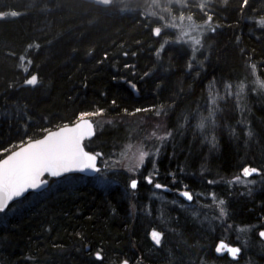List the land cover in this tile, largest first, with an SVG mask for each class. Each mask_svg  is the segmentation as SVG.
Wrapping results in <instances>:
<instances>
[{
    "label": "trees",
    "instance_id": "1",
    "mask_svg": "<svg viewBox=\"0 0 264 264\" xmlns=\"http://www.w3.org/2000/svg\"><path fill=\"white\" fill-rule=\"evenodd\" d=\"M187 3V13L202 22L211 15L215 28L203 37L206 53L194 57L176 44L157 55L158 41L150 31L157 16L129 6L118 10L113 3L97 7L81 0H0V11L9 13L0 19V159L81 113L139 115L144 119L137 127L140 133L145 120L155 121L152 117L161 112L172 136L157 160L159 177L171 173L202 192L197 177H224L244 164L258 165L259 155L264 157V96L250 97L246 89L254 70L264 81V24L259 20L264 0H248L243 9V0ZM32 75L38 76L37 84L24 86ZM129 81L136 84L138 96ZM227 83L235 96H226ZM209 99L216 101V115L200 129V117L209 116ZM138 108L150 111L136 112ZM122 130L121 125L97 139L103 145H94L96 135L84 146L106 150L104 144L120 138ZM221 185L217 193L227 195ZM117 199L115 189L107 193L80 175L51 181L46 191L13 203L11 213H0V264H96L83 253L85 243L101 245L105 259L130 258L136 247L142 251L149 243L132 230L117 242L123 231L111 221V211L126 210ZM228 208L240 219L253 214L244 205Z\"/></svg>",
    "mask_w": 264,
    "mask_h": 264
},
{
    "label": "rangeland",
    "instance_id": "2",
    "mask_svg": "<svg viewBox=\"0 0 264 264\" xmlns=\"http://www.w3.org/2000/svg\"><path fill=\"white\" fill-rule=\"evenodd\" d=\"M187 4V0H151V2L150 0H141L135 3L128 2V0L113 1L114 8L118 10H124V8L127 9V6H129L131 8L130 10L139 11L140 13H143L144 16H157V18L154 20L156 21L154 23L155 25L152 28L161 27L162 29L161 36L154 37L158 41L156 47L159 49L160 46L165 43V41H176L181 38L188 41L201 39L202 47H200L195 53L192 51V48L195 47L194 44H168H176L180 47V49H184L190 57H194L199 52L206 53L207 46L204 43L203 37L208 35L207 32L209 30L201 29L204 32L203 36H200L199 32H191V30L188 28V24L190 22L187 20V17L192 16V14L187 13ZM133 5L134 7H132ZM0 13L2 12L0 11ZM181 14H183L185 17L183 21L180 20ZM261 16L262 15H259L258 17ZM263 18L259 19L261 24H264ZM192 23H195L196 25H204L206 21L202 22L201 20L199 21L198 18L195 19L193 17ZM170 25H175V27H168ZM185 33L191 34L185 35ZM249 68L250 66H248L247 69ZM249 75L253 82L251 83L250 87L246 89L248 90V95L252 97L254 94L257 95L258 93H261V95L264 96V87L260 86L261 84H264V81L261 78L262 74L259 73V70H254L250 72ZM93 113L97 114L88 115L84 118H89L95 124L97 136L94 145H103L97 143V139H103L102 136L105 134L108 136L112 129H116L122 125L123 130L119 135L121 137L117 139L118 141L115 140L114 142L104 144L106 150L103 149L93 151L101 152V154H103L99 160L100 165L103 167L102 170L106 169L103 172V175L106 179L102 183L96 179V175L93 179L94 181H91V185L105 188L113 184V178L115 179V181L113 180L114 183L122 181L120 184L123 187V191L122 189L119 190L121 194L119 196L120 199L125 202V209L138 208L137 212H142V214L145 216L143 227H145L147 223L154 221L156 223L155 226L164 231L166 238L163 242V252L161 253V256L169 260L168 264H200L203 262L205 264H221L207 262L204 260L200 262L198 261L197 263H195L196 260L183 261V255H181V253L178 251L179 249H175L173 246L174 241L178 240V237L182 234L183 226H181V222L186 221L193 224L195 228L202 232L203 236H208L210 233L212 234V231L215 230H218L220 235L223 234L225 230L231 232L230 226L232 225L229 220V209L226 204L229 203L230 206H243V203L251 204L253 202V204L256 203L254 205L260 207L261 205L259 204L262 202L264 203V157L259 155L260 158H258L260 159V163H257L258 165L253 166L244 164L238 169L229 172L226 174L227 176L224 177L216 176L211 179L206 177H197L203 191L199 193L198 191L193 190L194 193L192 194L194 201L192 204H185L183 202L181 203L174 197L165 199L158 192L152 191V187L148 188V190H145L143 193L141 190H139L138 193L143 195L139 198L138 196H134V191L128 187V184L132 178H139L142 181L144 176H148L150 174L153 176V172L157 171V160L161 157V153L164 151L165 145L161 147L160 141L155 139V137L167 134L162 117L153 116L152 118L155 119L156 123H154L155 121L145 120L143 131L138 133L139 129L137 127H139L138 125L141 126L142 120H144L143 117H138L139 115H124L120 117L109 118L104 116L101 112ZM160 120H162V123L159 122ZM135 121H137V123H135ZM134 125L136 127H134ZM251 146L254 147V145ZM157 148L160 150L158 154H155ZM141 150L153 152L154 155L146 160V165L142 169V174L137 176L127 172V168L131 167L132 164L138 160ZM244 167L257 168L260 170V173L245 177L242 172ZM237 178H239V182H236ZM210 180L215 181V183L211 185L208 184L207 182ZM178 182L179 181H175L173 184ZM221 184L225 185L228 191L227 195L221 196V200L224 201V207L227 213L224 217L220 216L219 201L221 200L218 199L217 196V191L220 192L218 187H221ZM204 185L208 188H205ZM230 188H232V190ZM212 193H215V200H213L210 195ZM149 205H151V208H148ZM152 208H154L153 212H148ZM174 212H176V214ZM9 213H11L10 210H8L7 214ZM173 213L175 217H172ZM42 216L45 217L44 214ZM257 219L258 216L253 214L249 217L248 224H256L257 226L262 225L263 219H260V221ZM205 225H211V227H204ZM249 228L250 227L247 229L241 228L244 229V231H241L239 228H234V231L231 233L233 235L238 233L245 236L248 234ZM140 232L142 235H144V237L148 236V233L145 234V228H141ZM186 239L187 238H185V242H187ZM202 247L203 246H201L200 249H202ZM171 248H174V252L172 254L170 252ZM166 252L167 258L165 257ZM134 264L145 263H143L141 260H137Z\"/></svg>",
    "mask_w": 264,
    "mask_h": 264
},
{
    "label": "snow or ice",
    "instance_id": "3",
    "mask_svg": "<svg viewBox=\"0 0 264 264\" xmlns=\"http://www.w3.org/2000/svg\"><path fill=\"white\" fill-rule=\"evenodd\" d=\"M92 3H94L97 7H107L113 3V0H92ZM247 6L248 0H243L241 8L243 9ZM199 10L202 12L205 11L204 4L199 5ZM4 15L7 14L0 13V17H3ZM11 15L17 16L18 13L12 12ZM184 19L185 17L183 16V14H181L180 20L183 21ZM187 20L190 22L188 24V28L191 30V32H199L200 36H203L204 34L201 29L210 30L212 32L215 31V28L210 27V23L212 20L211 15L208 16L207 21L204 25H196L195 23H192V16H188ZM146 27H148V25H146ZM168 27H175V25H170ZM150 31L155 37L161 36L162 33L161 27L150 28ZM190 34L191 33H185V35ZM170 43L194 44L195 47L192 48L193 53H195L199 50L200 47H202L201 39L188 41L181 38L176 41H165V43L160 46V49L157 50V55H160V53L165 51L166 45ZM31 47L32 46L29 45V48ZM124 55L127 56L128 53L125 52ZM132 55L135 56L136 53H132ZM107 56L108 54L105 53V58H107ZM21 59H23V57H21ZM125 67L128 68L130 66L126 64ZM189 68L191 69V63L189 64ZM149 75L150 73H145V77ZM37 82V75H32L30 78L25 80V84L29 86H35ZM129 84L133 90H137V86L135 83H131L129 81ZM260 86L264 87V84H261ZM224 88L226 96L233 95L232 84L227 83L224 85ZM113 104H115V101H113ZM207 107L209 110V116L200 117V123L197 125V127L200 129H204L206 121L212 120L216 115L215 100L209 99ZM141 111L150 110L139 108L136 109V112ZM96 114L97 113H81L79 117L80 122H78L76 125L72 127L66 125L59 131L47 132V134L43 135V138L41 139H29L27 143L22 142V146L19 147V150L13 151L10 155H7L5 159L0 160V213L5 212L9 208L10 202L14 201L16 198L22 197L23 194H25L29 190H39L40 188L48 185L49 181L42 179L45 174L53 178H58L73 172L91 171L97 174V180L102 183L105 181L106 178L104 177L103 172L106 169L102 170L97 166L98 157H101L103 154H93L91 152L85 151L82 144V141L86 136H91L93 134L92 124L84 117ZM161 114V112L156 113L157 116ZM171 136L172 133L168 132L166 135L155 137V139H158L160 141L161 147H163L164 143ZM159 150L160 149L157 148L155 154H158ZM152 155H154L153 152L141 150L138 160L133 163L131 167L127 168V172L137 176L141 175L142 169L146 165V160L149 159ZM242 172L245 177H248L252 174H259L260 170L257 168L244 167L242 169ZM143 179L147 184H153L154 178L151 174L148 176H144ZM236 182H239V178H237ZM140 183L141 181L139 179L132 178L129 181L128 187L132 190H136ZM207 183L211 185L214 184L215 181L210 180ZM154 187L156 189H162L166 186L160 183H155ZM178 195L185 198L187 201L193 200L192 193L187 190L179 192ZM210 195L213 200L216 199L215 193H212ZM219 208L220 216H226L227 213L224 207V201H219ZM240 230L244 231V229ZM258 235L261 240L264 241V230H261ZM151 238L153 239L155 244L160 245L163 234L161 232L153 230L151 233ZM215 251L218 254L223 251H227L235 259L240 253L241 249L239 247H230L223 241H221L217 244ZM95 258L97 261L103 260L100 252H97L95 254ZM123 264H128V261L125 260Z\"/></svg>",
    "mask_w": 264,
    "mask_h": 264
},
{
    "label": "flooded vegetation",
    "instance_id": "4",
    "mask_svg": "<svg viewBox=\"0 0 264 264\" xmlns=\"http://www.w3.org/2000/svg\"><path fill=\"white\" fill-rule=\"evenodd\" d=\"M4 13V12H3ZM9 15V14H8ZM5 17V15L3 16ZM2 17V18H3ZM0 18V19H2ZM100 164V161H99ZM101 166V165H100ZM103 167L101 166V169ZM165 177H159L158 171L153 172V184L149 185L147 184L144 179L141 181V183L138 186L136 190H133L134 196H138L139 198L143 196L142 194H139L138 191L141 190L142 193L145 190H148V188L152 187V191L158 192L160 195L163 196L165 199L169 198H176L179 202H183L185 204H192L194 201V197L192 201H186L183 197L179 196L178 193L181 191H189L190 193H194L193 189H189L186 184V179H178L177 176L172 175L171 173H167L164 175ZM94 178L90 179L91 182ZM115 181V179L113 178ZM110 185L109 187H105V191L109 193V189L116 190L117 195V205L121 204L124 206L123 200L120 199V192L119 190L123 187L120 184L122 181L114 183ZM94 181V180H93ZM119 181V180H118ZM175 181H179L176 184H173ZM155 183H160L162 185H165V188L162 189H156L154 187ZM124 186V185H123ZM205 186V185H204ZM100 187V186H99ZM207 186H205L206 188ZM208 188V187H207ZM219 188V187H218ZM232 190V188H230ZM197 190V189H196ZM201 191H203L202 188H200ZM198 191V190H197ZM201 193L200 191H198ZM205 192V190H204ZM218 192V191H217ZM193 195V194H192ZM218 199L221 200L220 193H217ZM135 199V197H134ZM256 204V203H254ZM253 202L251 204L243 203L244 206H246V211H253V214H256L258 216V221L260 219H263V224L257 226L256 224H248L249 217L253 214H247L245 215L244 219L238 218V213H236L235 209L232 210L234 212L233 214L229 213V220L232 226H230L231 232L234 231V228L241 229V228H249L248 234L243 236L238 233L233 235L230 231H224L223 234H219L218 230L212 231V234L210 233L208 236H203L202 232L199 231L195 226L189 222H181L182 228V234L178 237V240L174 241V248L179 249L178 251L183 255V261L188 260H196L195 263L198 261H207L212 263H221V264H264V241L261 240L258 233L261 230H264V212L261 210L264 206V203L262 202L260 207H257L254 205ZM111 206H114L112 204ZM226 206H230V204H226ZM240 207V206H237ZM148 208H151V205H149ZM153 209H150L148 212H153ZM229 209V208H228ZM127 211L119 210L118 208L114 207L112 209V215L111 218L112 222L116 223L117 229H121L123 231V235L119 234L115 239H117V242H123V240L127 237L128 234L131 233V230L136 233V236L141 237V228H145V234L148 233V236H145L147 239L149 245L146 248H143L142 251L136 247V253L133 251L130 258L122 257L120 259H113L112 257L109 259L106 258L105 252L102 250L101 245L91 246L89 243H85L82 247V251L84 254H87L92 261H94L96 264H102V263H111V264H120L124 262L125 260L128 261V264H134L137 260H141L145 264H168L169 260L163 258L161 256V253L163 252V242L166 238V235L163 230L156 227V223L154 221H151L143 227V221L145 219V216L142 214V212H137L138 208H131L126 209ZM176 214V212H174ZM172 214V217L174 215ZM177 216V215H176ZM127 225V227H126ZM204 227H211V225H205ZM126 229V230H125ZM153 230H156L157 232H161L163 234V238L161 240L160 245H154L151 238V233ZM228 233V234H224ZM115 235V234H113ZM144 236V235H143ZM139 237V238H140ZM181 237V238H180ZM187 238V242H185V238ZM223 241L226 245L231 247H239L241 249L238 256L234 259L227 251H223L221 253H216L215 248L219 242ZM189 244V245H188ZM191 244V245H190ZM190 246V247H189ZM202 249H200V247ZM193 247V248H192ZM85 248H88L87 250ZM174 248L170 249L171 254L174 252ZM187 249V250H186ZM200 249V250H199ZM147 250V251H146ZM186 250V251H185ZM198 251V252H197ZM97 252H100L103 260L97 261L95 258V254ZM153 255V256H152ZM165 257L167 258V252L165 254ZM200 264H205L200 263Z\"/></svg>",
    "mask_w": 264,
    "mask_h": 264
},
{
    "label": "water",
    "instance_id": "5",
    "mask_svg": "<svg viewBox=\"0 0 264 264\" xmlns=\"http://www.w3.org/2000/svg\"><path fill=\"white\" fill-rule=\"evenodd\" d=\"M81 1L86 2V3L94 4V3H92V0H81ZM94 5H95V4H94ZM152 36H153V35H152ZM153 37H155V36H153ZM29 78H30V77H29ZM24 86H29V85H26L25 82H24ZM130 88H131V87H130ZM131 90L133 91V93H134L135 96H138V91H137V90H133L132 88H131ZM85 119L88 120V121L92 124V126H93V134H92L91 136H86L85 139L82 141V144H83L84 150H85V151H88V152H91V153H93V154L101 153V152H93V151L87 150V149L85 148V146H84V143H85V142H89V141H91V140L94 139L95 136H96V130H95L96 128H95V124H94V122H92L89 118H85ZM78 122H80L79 119H77L76 121H73L72 123L64 124V125H61V126H59V127H57V128L50 129V130L46 131L43 135H46L47 132H49V131H52V132L59 131L61 128H63V127L66 126V125L69 126V127H72V126L76 125ZM43 135H41L40 137L35 138V139H41V138H43ZM33 140H34V139H33ZM28 141H29V140H27V141L24 142V143H27ZM20 146H22V144L19 145V146L16 147V148H14V149L11 150L10 152H8V153H7L5 156H3L0 160L5 159V158L7 157V155H10L13 151H17V150H19V147H20ZM100 158H101V157H98V160H97V166L101 168V166H100V164H99V161H100L99 159H100ZM71 175H80V176H82V177L85 178V179H92V178H94L97 174H96V173H93V172H91V171H85V172H73V173L66 174L65 176L58 177V178H53V177H50V176H48L47 174H45V176L42 177V179L48 180V181H49L48 185H46V186L40 188L39 190H29L28 192H26L25 194H23L22 197L16 198L14 201L10 202V206H11L13 203H15V202L24 199V198H25L26 196H28L29 194H40V193L46 191V190L49 188V185H50L51 181L60 180V179H62L63 177L71 176ZM184 199H185V198H184ZM185 200H186V199H185ZM186 201H187V200H186ZM188 202H189V201H188ZM10 206H9V207H10ZM7 210H8V209H7ZM152 242H153L154 245H157V244H155V242H154L153 240H152ZM219 243H220V242H219ZM230 247H231V246H230ZM85 249L87 250L88 248H85ZM120 264H123V262L120 263Z\"/></svg>",
    "mask_w": 264,
    "mask_h": 264
}]
</instances>
